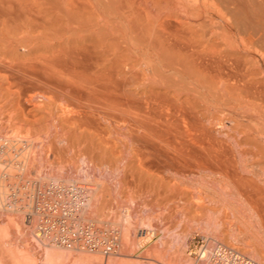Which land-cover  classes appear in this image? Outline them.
<instances>
[{
  "label": "bare ground",
  "instance_id": "bare-ground-1",
  "mask_svg": "<svg viewBox=\"0 0 264 264\" xmlns=\"http://www.w3.org/2000/svg\"><path fill=\"white\" fill-rule=\"evenodd\" d=\"M44 160L60 173L29 178ZM123 197L164 205L161 218L210 216L204 230L229 226L264 263V0H0V264H40L5 242L2 211L37 217V244L75 246L83 264L115 256L84 222L107 223ZM141 225L118 264H171L160 229Z\"/></svg>",
  "mask_w": 264,
  "mask_h": 264
},
{
  "label": "rangeland",
  "instance_id": "rangeland-1",
  "mask_svg": "<svg viewBox=\"0 0 264 264\" xmlns=\"http://www.w3.org/2000/svg\"><path fill=\"white\" fill-rule=\"evenodd\" d=\"M199 23V22H198ZM201 23V22H200ZM197 26H199V25H197ZM197 26L196 25H193V27H195V28H193L192 27V30L194 29V31H195V29H200V27L199 28H197ZM191 29V28H190ZM197 30V31H198ZM196 31V32H197ZM200 31H201V29H200ZM197 33H201L202 34V32H197ZM46 159V158H45ZM67 159V158H66ZM64 159L63 161H61V163H64L63 164V167H65V166H69V165H72V163L73 162H75L74 160H72V159H76V158H69V160L67 159ZM71 159V160H70ZM45 161V160H44ZM44 161H41V163H40V161H39V163H37L36 162V164H38V165H40L41 166V168H40V166H39V168H38V166H34L33 168H32V170H31V172L33 171H35L36 172V175L37 174H43L42 176L43 177H47L46 175H48V176H55V175H57L58 173H60L59 171L60 170H58V168L60 169L61 167H62V164H60L59 166H57L56 165V163H53V164H55L56 166H57V169H56V167H50V166H53V165H50V164H48L47 163V161H45V163H44ZM52 161V160H51ZM72 163H71V162ZM66 162V163H65ZM70 162V163H69ZM50 163V162H49ZM57 163H60V161L59 162H57ZM69 163V164H68ZM76 163V162H75ZM44 164V165H43ZM67 164V165H66ZM50 165V166H49ZM77 164H75V166H76ZM48 166V167H47ZM73 166V165H72ZM72 166H71V168H72ZM78 166H79V164H78ZM78 166H76V178L78 177V178H83V180L84 181H88V184L89 185H92V184H94L95 183V181L94 180H96V179H102V177H100L99 178V174H98V172L97 173H95V175H93V177H95V178H93V177H90L89 179L90 180H85L84 179V175H82L83 173H78V170L77 169H79V168H77ZM46 167H47V169H46ZM70 167V166H69ZM52 168V169H51ZM66 168V167H65ZM68 168V167H67ZM34 169V170H33ZM56 169V170H55ZM45 171V172H44ZM30 172V174L32 175L31 177L29 176V178H35V173H31ZM15 173H18V171H16ZM52 173V174H51ZM56 173V174H55ZM77 173H78V175H77ZM71 174V175H70ZM98 174V175H97ZM35 175V176H34ZM74 173H69V175L68 174H66V175H64V178H68L69 177V179H71L72 177H74ZM109 173H107L105 176H103V180L104 181H106V182H108L107 184L108 185H111V183H113V180H112V176L111 175H109ZM34 176V177H33ZM66 176V177H65ZM81 176V177H80ZM108 176V177H107ZM110 177V178H109ZM110 180V181H109ZM105 182V183H106ZM110 183V184H109ZM113 199V200H112ZM111 200L112 201H110V200H108V201H110V202H108V203H106L107 204V206H105V207H107V209H106V211L104 212V214H106L105 215V219H107L106 221H107V223H101V224H99L98 223V218H94V220L93 221H90V222H84L85 224H87L88 225V223L90 224V225H92V226H94L95 224H98V226H100V227H98L97 225H95V226H97V227H94L97 231L96 232H98V234L100 233L102 236H106L107 238H111V237H114V238H116V242H117V244L115 243V245H116V247H117V249H116V247H115V249L114 250H117V251H114L113 250V254H115V256H113V255H108V257H106L105 256V258H103L102 260H101V264H105V263H107V264H113V263H120V262H117V261H120V259L122 260V261H125V260H128V259H123L122 258V256L120 257H117V255H116V252H119V254L121 253V248H123V245L124 244H122L123 242H125V241H129V244H128V242L125 244V245H131V240L133 239V237L134 238H136V237H138V233L139 232H141L142 230H140V228L142 227V222H145V221H151L158 229H160L158 232V242H157V248L158 249H160V253L161 254H163V255H165V258L163 259V260H165L164 262H170L171 261V264H195V262H194V259H193V257L192 256H190V254H189V251H190V247H191V245H192V241H193V238H194V236L197 234V233H199V234H202V235H205V236H207V237H209L212 241H215V242H222V243H225L226 245H228V246H231V247H234V248H236V249H238L239 251H241L242 253H244L245 255H247V256H249V257H251L250 255L251 254H249L250 252H249V250L248 249H246L245 248V246L243 245V242L242 241H240V239L241 238H239V232H236L235 234H232L231 233V231H229L230 229H229V226H227V228L229 229H227L226 228V230H228V231H226L225 230V232L223 231V232H221V233H219V235L218 234H216V233H214V232H212L211 230L210 231H206V230H204V229H206V227H204L205 225V222H207V221H210V216H209V218H208V216H204V215H199V216H196V217H192V218H190V219H183V217H182V219L180 218L181 216H178V215H176V214H170L169 216H167V215H165V216H163L162 218H164V219H162L159 215H160V212H157V208L156 207H164V205H161V206H159L158 204H151V203H146V202H139L138 200H136V198L135 197H133L132 198V200H131V198H128L127 199V197L125 198V197H123V198H119V199H117V201H116V199H114V198H111ZM113 202V203H112ZM139 202V203H138ZM105 204V205H106ZM141 204V205H140ZM156 205V206H155ZM158 205V206H157ZM153 206H155V207H153ZM128 207V208H127ZM111 208V209H110ZM129 208H130V210H129ZM123 210V211H122ZM127 210L130 212V215H131V217L133 218V222H132V225L129 227V226H127L128 228H130L129 229V233H128V235H130V237L129 236H127V239L126 240H124L125 238H123V234H122V231H123V233H124V231L125 230H121L120 228L121 227H118L119 226V224L116 226V225H113V223L114 224H117L116 222H118L119 221V223L121 222L122 223V221H123V217H125V215L127 214ZM122 211V212H121ZM126 212V213H125ZM125 213V214H124ZM154 213V214H153ZM155 213L157 214L156 216H155ZM159 213V214H158ZM2 216H3V228H5V229H7L8 228V230L9 231H11V232H13V235H14V240H12L13 238L11 237H8V236H6L5 237V242H7V243H9V244H11L12 242H13V249L15 250V252H19L18 253V257H21L22 259H26L25 261H27V263H30V260L29 259H27V256L26 257H24V255H22V253H23V251H20V250H22L23 248V250H28L29 252H31V253H34L35 254V257H36V260L38 261V263H40L41 264V261H42V254H46V253H58V252H63V250H64V252H67V250L68 251H70V252H68L67 254V256H69V258L67 259L66 257V261H64V263L65 264H83L82 262H80L78 259L83 255V254H87V252L85 253H81V252H83V250L82 251H80V250H78L77 249V247H71V250L69 249V248H58V249H61V250H59V251H57V250H48L49 249V247H47V246H42V245H38L37 244V241L35 240L36 238H35V235H34V233H36L35 231H34V233H33V227H34V225L33 224H36L37 222H39V220H35V219H38L37 217H32L30 214H27V213H22V212H18V213H15V212H5V211H2ZM28 216V217H27ZM27 217V218H26ZM228 217H230L231 218V215H229ZM227 217V218H228ZM166 218V219H165ZM225 219L226 221H228V222H233L234 220H232L233 218H231V219ZM29 219H30V221H29ZM31 219H33L34 220V222L31 220ZM97 221H96V220ZM111 220V221H110ZM230 220H232V221H230ZM105 221V220H104ZM105 221V222H106ZM110 221V222H109ZM141 221V222H140ZM164 221V222H163ZM31 222V225L29 224ZM108 222H109V224H108ZM33 223V224H32ZM15 224L16 225H18L19 226V230H18V227L16 228L15 227ZM38 224V223H37ZM112 226H111V225ZM171 224V225H170ZM6 225H8L7 226V228H6ZM110 225V226H109ZM103 227V228H102ZM113 227H114V229H113ZM118 227V228H117ZM132 227V228H131ZM97 228H99V230L97 229ZM116 229V230H115ZM101 230V231H100ZM107 230V231H106ZM113 230H115V231H113ZM120 230V231H119ZM106 231V232H105ZM112 232V234H111V232ZM119 231V232H118ZM139 231V232H138ZM160 231H163L162 233V235L160 236L159 234H161V232ZM237 231V230H236ZM115 232H117V233H115ZM113 233H114V235H113ZM119 233V234H118ZM121 233V234H120ZM20 234V235H19ZM107 234V235H106ZM111 234V235H110ZM137 235V236H136ZM163 235H164V237H163ZM120 236V237H119ZM118 237V238H117ZM129 237V238H128ZM239 238V239H238ZM131 239V240H130ZM137 239H139V238H137ZM243 239V238H242ZM241 239V240H242ZM32 240V241H31ZM119 240V241H118ZM12 241V242H11ZM30 241V242H29ZM36 241V242H35ZM122 241V242H121ZM152 242V241H151ZM183 242V243H182ZM119 243V244H118ZM120 244H122L121 245V248H120ZM15 245V246H14ZM160 246V247H159ZM47 247V248H46ZM19 248V249H18ZM38 248V249H37ZM17 249V250H16ZM65 249H67V250H65ZM119 249H120V251H119ZM130 250V255L131 254H133L134 252L136 253V250L137 249H135L134 247H133V245L132 246H130V248H129ZM134 249V250H133ZM162 250V251H161ZM80 251V252H79ZM73 252V253H72ZM132 252V253H131ZM21 253V254H20ZM135 253H134V255H135ZM140 253V252H139ZM166 253V254H165ZM80 254H82V255H80ZM118 254V253H117ZM20 255V256H19ZM94 257H93V256ZM75 256H77V257H75ZM80 256V257H79ZM83 256H88V254L87 255H83ZM89 256L91 257H93L94 259L92 260V262H90L91 264H100L99 263V259L97 258L98 256H96V254L94 253H90L89 254ZM96 256V257H95ZM111 256L114 258V260L112 261V258H111ZM259 254H258V258H257V262H259L260 264H264L260 259H259ZM96 258V259H95ZM107 258H111L110 259V261H109V259L108 260H106ZM22 259H20L23 263H26V262H24V260H22ZM64 259V258H63ZM76 259V260H75ZM115 259H116V261H115ZM254 260L256 259V258H253ZM73 262H72V261ZM131 260V259H130ZM75 261V262H74ZM109 261V262H108ZM146 260H141L140 261V263L141 264H145L146 262H145ZM69 262V263H68ZM77 262V263H76ZM80 262V263H79ZM63 263V264H64ZM115 263V264H116ZM85 264V263H84ZM163 264H165V263H163Z\"/></svg>",
  "mask_w": 264,
  "mask_h": 264
},
{
  "label": "built area",
  "instance_id": "built-area-1",
  "mask_svg": "<svg viewBox=\"0 0 264 264\" xmlns=\"http://www.w3.org/2000/svg\"><path fill=\"white\" fill-rule=\"evenodd\" d=\"M63 239L66 240L65 237ZM92 241L96 243L99 241V237L95 235V239ZM113 243H117L115 238H109V244ZM105 245L108 249L109 246ZM189 254L198 264H259L232 247L215 244L210 248L209 241L200 234L194 237Z\"/></svg>",
  "mask_w": 264,
  "mask_h": 264
}]
</instances>
